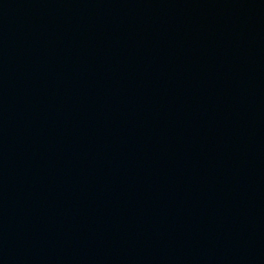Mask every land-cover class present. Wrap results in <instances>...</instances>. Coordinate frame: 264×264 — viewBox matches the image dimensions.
I'll return each instance as SVG.
<instances>
[{"label": "water", "instance_id": "obj_1", "mask_svg": "<svg viewBox=\"0 0 264 264\" xmlns=\"http://www.w3.org/2000/svg\"><path fill=\"white\" fill-rule=\"evenodd\" d=\"M0 264H264V0H0Z\"/></svg>", "mask_w": 264, "mask_h": 264}]
</instances>
